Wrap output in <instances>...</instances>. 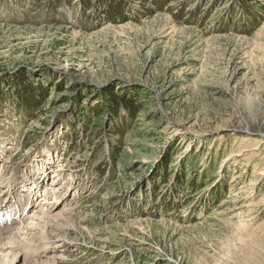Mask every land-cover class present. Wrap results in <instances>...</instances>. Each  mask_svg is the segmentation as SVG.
Returning <instances> with one entry per match:
<instances>
[{"label":"rangeland","instance_id":"374dc122","mask_svg":"<svg viewBox=\"0 0 264 264\" xmlns=\"http://www.w3.org/2000/svg\"><path fill=\"white\" fill-rule=\"evenodd\" d=\"M37 153L27 264H264V0H0V177Z\"/></svg>","mask_w":264,"mask_h":264},{"label":"bare ground","instance_id":"6f19581e","mask_svg":"<svg viewBox=\"0 0 264 264\" xmlns=\"http://www.w3.org/2000/svg\"><path fill=\"white\" fill-rule=\"evenodd\" d=\"M48 155H44L45 157H43L39 155V153H37L31 157L30 161L23 162L24 166L21 167L20 170L25 171L24 173H26V169H28L29 171L33 169L38 172V175L37 177H35L36 175L34 174L35 176L33 178H28L25 176L23 178V181L20 182V185L22 183H25L28 186H22L20 191H18V182L16 180L14 183L13 177H7V179L6 177H0V264H27V260L25 261L27 256L29 259V255L32 253H36V255H38V249L47 246V240L49 239L46 229L48 221H45L44 224H39L35 221L38 220L42 222L41 220L43 218L56 219L61 215L59 211L51 212L53 210V207L57 206V202H52L51 204H54L53 206H51V204L49 203L51 207H48L49 204L47 200H50L49 196L52 195H49L48 189H46L48 181L47 176L50 173H52L51 176H54L57 173L55 168L54 170L50 167L46 168V164H49L50 166L53 164V157L51 155ZM44 158H47L46 160H48V163H46L45 160L43 161ZM40 161L43 162L39 163ZM46 169H51V172L45 177L44 170ZM55 176L59 177V174ZM6 182H9L11 184H6ZM42 184L44 185V187H42ZM25 190L30 194L29 198L32 199L33 197H35V195H38L36 196V198L39 200L35 199L36 202H32V200L29 199L28 202L30 201L29 203H31L30 208L27 210V207H22V210H18V208L22 205V203H20L22 202V199H19V194L24 193ZM24 196L26 197V194H24ZM47 196L49 197L48 199ZM53 198H57V194H53ZM44 201L46 202V210H43V207L45 206H43L42 203ZM34 210L36 212H34ZM32 223H35L37 228L34 226H30ZM19 224H21L23 227L18 229L16 227H18ZM42 241H45V243H43ZM19 252H22V259L20 258V262L18 261L19 259L17 257V254ZM53 257L51 256L50 258L46 259V261L44 260L39 264H56V260ZM30 259L32 260V258Z\"/></svg>","mask_w":264,"mask_h":264}]
</instances>
